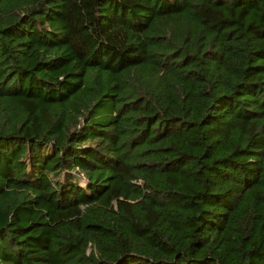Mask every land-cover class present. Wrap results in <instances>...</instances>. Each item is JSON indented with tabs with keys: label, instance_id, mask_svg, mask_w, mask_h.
I'll return each mask as SVG.
<instances>
[{
	"label": "trees",
	"instance_id": "1",
	"mask_svg": "<svg viewBox=\"0 0 264 264\" xmlns=\"http://www.w3.org/2000/svg\"><path fill=\"white\" fill-rule=\"evenodd\" d=\"M0 264H264V0H0Z\"/></svg>",
	"mask_w": 264,
	"mask_h": 264
}]
</instances>
